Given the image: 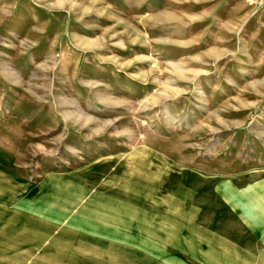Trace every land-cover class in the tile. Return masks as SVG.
Segmentation results:
<instances>
[{
    "label": "rangeland",
    "instance_id": "374dc122",
    "mask_svg": "<svg viewBox=\"0 0 264 264\" xmlns=\"http://www.w3.org/2000/svg\"><path fill=\"white\" fill-rule=\"evenodd\" d=\"M7 184L61 264H264V0H0Z\"/></svg>",
    "mask_w": 264,
    "mask_h": 264
},
{
    "label": "crops",
    "instance_id": "0c3cea01",
    "mask_svg": "<svg viewBox=\"0 0 264 264\" xmlns=\"http://www.w3.org/2000/svg\"><path fill=\"white\" fill-rule=\"evenodd\" d=\"M0 189L8 191L0 193V264H61L58 261L61 249L54 245L57 238H48V231L52 230L46 226L47 217H41L29 209L17 208L14 204L15 208L12 209L11 185ZM227 211L236 213L234 208ZM33 223L36 229H33ZM36 232L42 235L37 237Z\"/></svg>",
    "mask_w": 264,
    "mask_h": 264
}]
</instances>
